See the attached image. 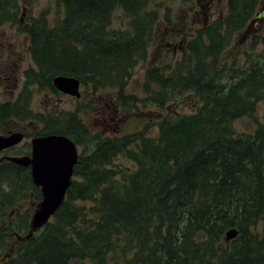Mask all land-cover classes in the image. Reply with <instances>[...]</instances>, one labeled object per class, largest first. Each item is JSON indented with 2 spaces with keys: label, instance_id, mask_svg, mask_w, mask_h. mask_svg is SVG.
<instances>
[{
  "label": "trees",
  "instance_id": "obj_1",
  "mask_svg": "<svg viewBox=\"0 0 264 264\" xmlns=\"http://www.w3.org/2000/svg\"><path fill=\"white\" fill-rule=\"evenodd\" d=\"M55 1L61 16L50 20L45 10L22 25L35 63L24 89L38 83L56 91L53 77L70 75L94 91L110 90L119 111L143 102L163 115L155 134L145 122L104 137L90 135L75 111L46 119L39 135H68L84 151L52 221L31 236L26 218L3 228V264H264V235L255 231L264 220V115L256 118L264 106V50L240 62L232 49L237 34L260 19L259 0H228L226 14L186 37L184 62L148 67L143 98L126 87L147 59L159 19L150 0ZM18 5L0 0V27L16 23ZM118 8L131 15L127 28L114 27ZM30 106L23 94L0 104V117L27 118ZM245 116L256 127L239 132L234 123ZM120 154L134 168L116 165ZM0 175L14 184L6 204L27 189L36 203L42 199L28 167L6 161ZM233 227L239 235L226 242Z\"/></svg>",
  "mask_w": 264,
  "mask_h": 264
},
{
  "label": "rangeland",
  "instance_id": "obj_2",
  "mask_svg": "<svg viewBox=\"0 0 264 264\" xmlns=\"http://www.w3.org/2000/svg\"><path fill=\"white\" fill-rule=\"evenodd\" d=\"M227 3L228 0H150L148 8L157 9L159 19L148 48L147 59L134 69L126 87V94L145 97L143 84L148 67L165 66L177 60L184 62L185 52L182 46L186 43V37L192 36L205 23L226 14ZM45 10L50 11V20L63 13L62 7L55 0H19L16 23H6L0 27V104L12 102L23 94L29 97L32 112L22 120L29 134L26 139L49 125L46 119H56L63 112L73 111L78 112L79 120L88 128L90 135L100 134L104 137L125 134L142 129L145 122L153 125L150 134H155L158 130L156 121L163 115V110L156 105L138 102L137 107L119 111L114 105L115 99L110 90L94 91L91 86L84 84L80 98L61 95L47 86L41 87L38 83L24 89L26 71L34 68L35 63L28 50V37L21 28ZM256 14L261 15L260 19L256 17L252 25L237 34L232 43V49L240 55V62H244L246 52L254 50L259 53L264 50V0H259ZM130 19L129 13L118 8L114 15V27L127 28ZM256 40L259 44L252 48V41ZM179 109L189 111V104H181ZM263 115L264 106L260 103L256 118L263 121ZM12 122L15 124V120ZM234 124L239 132H250L256 127L255 118L248 116L237 119ZM30 149L31 145L26 140L10 154L19 155ZM79 151L81 154L84 151L80 145ZM115 164L134 168L133 161L121 154L115 159ZM12 184L13 180L0 175V224L5 229L24 218L30 222L38 205L35 201L36 194L31 189H27L25 195H18L11 205L6 204L11 199L7 192L13 187ZM83 204L90 206L91 202ZM4 231L3 229L2 232ZM255 231L261 236L264 235V220L257 224ZM0 235L3 238L0 241L5 244V234ZM13 240L16 243V239ZM71 264L96 263L91 259H79Z\"/></svg>",
  "mask_w": 264,
  "mask_h": 264
},
{
  "label": "water",
  "instance_id": "obj_3",
  "mask_svg": "<svg viewBox=\"0 0 264 264\" xmlns=\"http://www.w3.org/2000/svg\"><path fill=\"white\" fill-rule=\"evenodd\" d=\"M54 87L65 94L80 98L81 81L74 76L58 74L52 79ZM22 132H13L8 136L0 135V150L16 145L22 141ZM31 154L7 156V159L30 167L33 183L42 192L32 218L31 236L35 231L49 222L63 201L73 182L75 166L79 162V152L75 141L68 135L49 133L32 138ZM239 235L235 227L226 231L225 240L230 242Z\"/></svg>",
  "mask_w": 264,
  "mask_h": 264
},
{
  "label": "flooded vegetation",
  "instance_id": "obj_4",
  "mask_svg": "<svg viewBox=\"0 0 264 264\" xmlns=\"http://www.w3.org/2000/svg\"><path fill=\"white\" fill-rule=\"evenodd\" d=\"M56 92H58L61 95H66V96L73 97V96H71L69 94L62 93V92H60L58 90H56ZM12 120H15V124L12 122ZM22 120L23 119H21L19 117H15V116H12L9 119H4V118L0 117V135L8 136V135H10L13 132H18V131L22 132V134L24 135L22 141L19 142L18 144L0 150V164H4V162L10 161V160L7 159V156H20V155H25V154H29V153L31 154V149H32L31 140H32V138H34L35 136H38L39 134H37L38 133L37 132L36 135L30 137L29 139H26L27 138V134H28L27 133V126H25L23 124ZM26 140H28L29 144L31 145V149L28 152L21 153L19 155L10 154L11 151H13L16 147L20 146V144H22ZM77 146H78V149H79V145L78 144H77ZM30 171H31V169H30ZM10 215H12V214H10ZM30 222H31V220H30ZM3 228L4 227H2V225L0 224V233L2 232ZM0 238H1V235H0ZM1 239H3V238H1ZM5 249L6 248L3 246V242L0 241V264H3L5 262V258H6V255H5L6 250Z\"/></svg>",
  "mask_w": 264,
  "mask_h": 264
}]
</instances>
